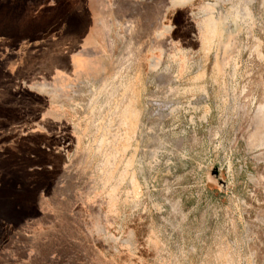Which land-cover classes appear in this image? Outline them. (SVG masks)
Wrapping results in <instances>:
<instances>
[{
    "label": "rangeland",
    "instance_id": "1",
    "mask_svg": "<svg viewBox=\"0 0 264 264\" xmlns=\"http://www.w3.org/2000/svg\"><path fill=\"white\" fill-rule=\"evenodd\" d=\"M0 7V264H264V0Z\"/></svg>",
    "mask_w": 264,
    "mask_h": 264
},
{
    "label": "crops",
    "instance_id": "2",
    "mask_svg": "<svg viewBox=\"0 0 264 264\" xmlns=\"http://www.w3.org/2000/svg\"><path fill=\"white\" fill-rule=\"evenodd\" d=\"M7 8V9H6ZM0 7V38L17 37L20 38L24 35V30L19 29L15 21H17V12L15 9L9 7Z\"/></svg>",
    "mask_w": 264,
    "mask_h": 264
}]
</instances>
